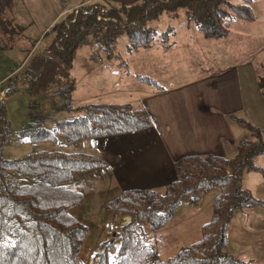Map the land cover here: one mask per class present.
Returning <instances> with one entry per match:
<instances>
[{
    "label": "trees",
    "instance_id": "1",
    "mask_svg": "<svg viewBox=\"0 0 264 264\" xmlns=\"http://www.w3.org/2000/svg\"><path fill=\"white\" fill-rule=\"evenodd\" d=\"M253 0H140L137 3L83 4L55 22L48 31L53 38L45 51L36 54L20 73L7 79L5 97L18 90L32 96L44 94L52 108L34 99L28 104V122L19 136L31 144L49 143L54 148H33L22 157L6 158L2 149L10 124L4 99L0 98V264H258L234 257L226 249V232L236 209L264 206L243 186L244 171L258 168L253 159L264 153V138L258 128L236 116L250 129L232 156L215 153L186 154L175 162L176 176L162 189L132 188L109 200L112 214L130 215L114 237L96 245L91 263L80 252L90 229L74 213L83 195L68 186L78 173L101 168L105 161L92 154L68 150L82 138L93 139L145 130L153 126L148 111L130 102L70 104L74 81L70 68L75 52L93 42L110 51L120 33L128 38L127 50L150 47L160 31L149 20L185 16L205 38L226 36L234 20L253 21ZM183 22V21H182ZM180 21L179 24L182 25ZM183 24V25H185ZM180 25V26H181ZM178 26V27H180ZM111 57V54H107ZM142 80L153 81L139 76ZM258 86L264 98V74ZM66 110L71 119L59 120L52 130L42 126L54 113ZM60 134V136H58ZM217 190L214 211L202 226L201 238L182 246L165 260L154 257L145 241V224L163 226L182 199L198 198L200 192Z\"/></svg>",
    "mask_w": 264,
    "mask_h": 264
},
{
    "label": "rangeland",
    "instance_id": "2",
    "mask_svg": "<svg viewBox=\"0 0 264 264\" xmlns=\"http://www.w3.org/2000/svg\"><path fill=\"white\" fill-rule=\"evenodd\" d=\"M231 1L234 2V0ZM27 4L30 5V3ZM25 6L24 0H0V98L4 99L10 124L2 149L3 156L6 158L22 157L33 148H54V145L49 143L31 144L19 136V131L28 122L30 101L37 99L42 101L43 107L52 108L46 96L44 94L29 95L23 90L24 84H20L18 90L7 97L3 92L7 79L23 71L36 54L46 50L53 38V33L48 29L43 31L50 21L52 10L46 8L44 2L30 5L28 9ZM252 8L258 14V21L252 24L246 23V27L239 32L233 31L229 26L228 35L222 39L219 38L220 40H200L199 36L202 34L195 27L198 33L189 31V26L184 23L185 16L179 15L172 20L162 17L161 20L148 21L149 25L160 31L166 30L169 26L172 28L165 33L157 34L153 45L148 47L150 49L140 47L128 51V38L125 32L120 33L110 51L99 49L93 42L82 45L75 52L70 68V78L74 81V87L70 92V104L78 106L96 102L103 104L130 102L137 106L140 87L145 88L149 83L165 87L186 83L195 76L197 71L211 69L209 63L205 61L209 57L210 48H214L215 54L218 51L222 54L221 48H224L245 83L243 93L247 106L240 118L258 128L261 137L264 138V98L256 82L253 81L255 71L258 75L264 74V1L254 0ZM180 21H183L182 25L179 24ZM180 30L183 31L182 34ZM219 42L222 46L218 47ZM107 54H111V57ZM139 76H149L150 79L153 78V81L142 80ZM54 112L55 110L52 109V114ZM73 115L74 113L66 110L54 113V116L43 122L42 126L52 130L57 121L71 119ZM235 126L234 121L228 124L229 129H235ZM241 133L243 135L241 137L244 138L249 137L251 131L243 125ZM88 140L82 138L80 142L75 141V146L89 142ZM255 160L264 169V153L259 154ZM256 170L244 171L242 183L254 197L264 199L261 196V191H264V171L262 168ZM109 183L107 177L97 179L92 175L89 177L74 175L67 184L70 187L79 185L76 187L85 191L87 205H91V203H103L119 193V190L115 186L110 187ZM163 187L164 185L160 189ZM216 195L217 190L210 189L200 192L195 200L185 197L173 216L163 226L151 229L148 224H145L144 239L155 249L156 259H168L180 247L201 238L202 226L214 211ZM259 206H253L254 209L245 210L244 208L234 211L227 227L226 249L234 257L253 259L258 264H264V234L241 236L239 229L241 221L248 217L250 221L247 223V229L261 228V226L256 227L255 222L264 219V212L259 211L264 206ZM124 216V214L111 212L108 215L101 214L98 216L99 223L104 217L105 219L100 227L96 226L98 221L94 222L93 226L89 225L90 233L80 252V256L85 261L91 263L93 254L91 249H95L91 241L99 238V231H102V238L105 239L107 233L104 222L124 223Z\"/></svg>",
    "mask_w": 264,
    "mask_h": 264
},
{
    "label": "crops",
    "instance_id": "3",
    "mask_svg": "<svg viewBox=\"0 0 264 264\" xmlns=\"http://www.w3.org/2000/svg\"><path fill=\"white\" fill-rule=\"evenodd\" d=\"M139 1L24 0V4L26 9H28L27 7L30 5L33 6L44 2L45 7L52 10L50 21L44 27V31L49 30L55 22L68 12L83 4L111 3L130 5ZM27 3H30V5ZM254 13L256 15L255 20L244 21L237 19L232 21L230 28L235 32L242 31V28L246 27V23L252 24V22L258 21V14L255 11ZM187 26H189V31L197 32L194 26ZM180 33L182 34L183 31L180 30ZM199 35L201 34L199 33ZM199 38L202 41L207 39L203 35L199 36ZM217 45L218 47L219 45L222 46L220 42ZM221 51L222 54H220V51L215 54L214 48H210L209 57H205L207 59L205 61H207V64L209 63L211 69L197 71L195 76L186 83L167 87L149 83L145 88L140 87L137 106L145 108L150 114L153 121L151 128L89 139V142H84L80 146H75L74 142L67 147L71 151L96 155L106 163L104 167L87 170L75 175H79V177L80 175H88V177L92 175L97 179L107 177L110 181L109 186H115L119 193L132 188H158L175 178V162L183 155L215 153L230 156L234 153L239 141L243 139L241 137L243 136L241 133L242 126L238 123L236 116L241 117L243 110L247 106L243 93L245 83L236 65L230 61L231 57L224 51V48H221ZM258 78L259 75L255 71L253 73V81L256 82V86L259 88ZM232 121L236 123L235 129H229L228 127V124L232 123ZM78 141L80 142V140ZM257 156L254 157L253 162L258 169L262 168L264 171L263 167L255 160ZM79 185L76 184L77 187ZM76 186L71 188L80 191L83 195V200L74 212L75 215L88 226H93V223L98 221L96 226L100 227L105 217L99 223L98 216L109 214L107 203L119 193L103 203L87 205L85 191ZM261 194L264 198V191H261ZM251 208L253 207H247L245 210ZM259 211L264 212V207H261ZM249 221L250 217L246 220L243 219L239 224L240 235L255 234L262 236L264 234V219L255 221L256 227L261 226L260 229H247ZM98 236V239L91 241V245H94V247L103 239L102 231L98 232ZM91 250L92 254L94 249L92 248Z\"/></svg>",
    "mask_w": 264,
    "mask_h": 264
},
{
    "label": "built area",
    "instance_id": "4",
    "mask_svg": "<svg viewBox=\"0 0 264 264\" xmlns=\"http://www.w3.org/2000/svg\"><path fill=\"white\" fill-rule=\"evenodd\" d=\"M5 90H3L4 92ZM124 223L123 222H120V224H116L112 221H106L104 222V229L106 231V236H105V239H109L111 237H114V235H116V233L120 232L121 231V228H122V225Z\"/></svg>",
    "mask_w": 264,
    "mask_h": 264
},
{
    "label": "water",
    "instance_id": "5",
    "mask_svg": "<svg viewBox=\"0 0 264 264\" xmlns=\"http://www.w3.org/2000/svg\"><path fill=\"white\" fill-rule=\"evenodd\" d=\"M124 220H125L124 224L128 223L131 220V216L130 215H125L124 216Z\"/></svg>",
    "mask_w": 264,
    "mask_h": 264
}]
</instances>
